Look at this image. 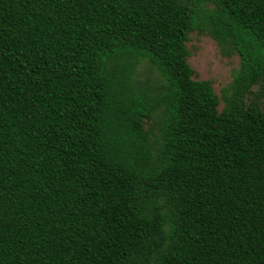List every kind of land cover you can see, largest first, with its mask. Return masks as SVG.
I'll return each instance as SVG.
<instances>
[{"label":"trees","instance_id":"obj_1","mask_svg":"<svg viewBox=\"0 0 264 264\" xmlns=\"http://www.w3.org/2000/svg\"><path fill=\"white\" fill-rule=\"evenodd\" d=\"M0 264H264V0H0Z\"/></svg>","mask_w":264,"mask_h":264},{"label":"rangeland","instance_id":"obj_2","mask_svg":"<svg viewBox=\"0 0 264 264\" xmlns=\"http://www.w3.org/2000/svg\"><path fill=\"white\" fill-rule=\"evenodd\" d=\"M188 50L187 61L193 69L194 79H207L213 90L220 95L221 88L231 81L233 69L239 65L238 54L226 45H219L209 34L208 30H193L186 41ZM135 81L146 88L148 94L156 91V87L162 82L158 71L150 64V61L142 59L134 73ZM222 102L218 105L220 110ZM157 118L152 116L146 122V129L151 140L158 133Z\"/></svg>","mask_w":264,"mask_h":264}]
</instances>
